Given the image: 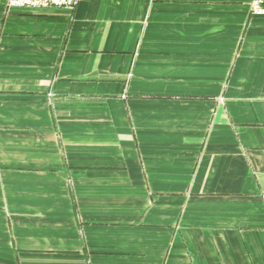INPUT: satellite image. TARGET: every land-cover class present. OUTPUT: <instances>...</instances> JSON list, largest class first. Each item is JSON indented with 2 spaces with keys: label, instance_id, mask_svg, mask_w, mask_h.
I'll list each match as a JSON object with an SVG mask.
<instances>
[{
  "label": "crops",
  "instance_id": "obj_1",
  "mask_svg": "<svg viewBox=\"0 0 264 264\" xmlns=\"http://www.w3.org/2000/svg\"><path fill=\"white\" fill-rule=\"evenodd\" d=\"M7 1L0 264H264L252 0Z\"/></svg>",
  "mask_w": 264,
  "mask_h": 264
},
{
  "label": "built area",
  "instance_id": "obj_2",
  "mask_svg": "<svg viewBox=\"0 0 264 264\" xmlns=\"http://www.w3.org/2000/svg\"><path fill=\"white\" fill-rule=\"evenodd\" d=\"M82 0H8V8L19 9H48L62 8L74 10ZM251 13L256 16H264V0H252Z\"/></svg>",
  "mask_w": 264,
  "mask_h": 264
}]
</instances>
